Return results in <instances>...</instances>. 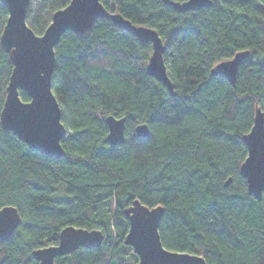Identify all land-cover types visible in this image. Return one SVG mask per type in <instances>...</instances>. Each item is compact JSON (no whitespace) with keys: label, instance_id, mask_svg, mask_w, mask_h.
I'll use <instances>...</instances> for the list:
<instances>
[{"label":"trees","instance_id":"trees-1","mask_svg":"<svg viewBox=\"0 0 264 264\" xmlns=\"http://www.w3.org/2000/svg\"><path fill=\"white\" fill-rule=\"evenodd\" d=\"M70 1L30 0L28 25L43 34ZM101 2L159 32L175 94L148 73L151 44L109 17H98L83 34L66 31L52 73L66 127L64 156L31 149L0 119V208L15 205L22 216L0 241V264H38L34 250L57 244L68 225L102 230L104 240L56 264H136L124 213L136 198L165 207L159 226L165 247L209 264H264V192L261 199L250 194L240 173L248 154L242 136L256 106L264 111V0H211L184 12L164 0ZM8 15L0 1V113L13 69L1 43ZM247 49L236 84L211 74ZM108 115L126 118L120 144L107 139ZM141 123L150 128L144 138L135 131Z\"/></svg>","mask_w":264,"mask_h":264},{"label":"water","instance_id":"water-1","mask_svg":"<svg viewBox=\"0 0 264 264\" xmlns=\"http://www.w3.org/2000/svg\"><path fill=\"white\" fill-rule=\"evenodd\" d=\"M0 1L9 9L1 43L13 64L0 119L4 129L11 130L31 149L54 158L64 156L61 140L66 134V127L61 120L60 104L52 90L55 47L66 31L86 33L98 17H109L116 26L137 36L142 43H150L152 53L148 73L163 82L172 95L175 94L164 59L165 46L156 29L136 25L120 13H110L101 0H71L53 14L44 33L38 35L26 20L30 0ZM164 1L182 12L211 3V0ZM250 55V50H240L233 57L218 62L211 74H222L236 84L239 66ZM21 90L30 96V100L21 98ZM106 123L109 143H122L126 118L108 115ZM135 131L144 138L149 135L150 128L147 123H141L135 127ZM242 140L248 154L240 165V173L247 180L248 192L261 199L264 192V111L260 106H256L253 126L242 136ZM231 180L230 177L226 184ZM164 211L163 205L149 207L138 198L124 210L130 224L125 243L138 255L136 264H209L202 255L164 246L159 232ZM21 222L22 216L15 205L0 208V241L8 240ZM103 240L102 230L68 225L61 230L57 244L39 247L33 253L38 264H56L57 257L81 246L98 247Z\"/></svg>","mask_w":264,"mask_h":264}]
</instances>
